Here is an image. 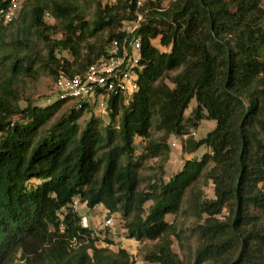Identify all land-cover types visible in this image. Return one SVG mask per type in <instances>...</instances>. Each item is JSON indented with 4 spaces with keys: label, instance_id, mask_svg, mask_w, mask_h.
<instances>
[{
    "label": "trees",
    "instance_id": "trees-1",
    "mask_svg": "<svg viewBox=\"0 0 264 264\" xmlns=\"http://www.w3.org/2000/svg\"><path fill=\"white\" fill-rule=\"evenodd\" d=\"M12 5L0 0V264H134L98 245L77 198L120 213L129 238L153 243L148 262L264 264V0H25L7 19ZM47 14L62 37L43 34L41 54L32 35ZM132 37L137 89L112 96L108 125L81 123L84 101L23 98L29 82L83 75ZM205 119L215 127L196 139ZM173 137L185 154L208 151L165 180ZM157 157L162 174L145 173ZM182 215L195 219L190 234Z\"/></svg>",
    "mask_w": 264,
    "mask_h": 264
},
{
    "label": "rangeland",
    "instance_id": "rangeland-1",
    "mask_svg": "<svg viewBox=\"0 0 264 264\" xmlns=\"http://www.w3.org/2000/svg\"><path fill=\"white\" fill-rule=\"evenodd\" d=\"M25 0H12V7L10 9V12L7 14V19H11L12 17H17L23 7V3ZM143 1V0H141ZM142 19V16H139V20L137 22L133 23H126L124 28L122 30L127 31L128 33L132 34L135 32L136 28L139 26V21ZM44 23L46 26H41L39 31H42L41 36L35 31L32 35V42L36 49L41 54H45L47 52V45L48 40L45 38L44 35H48L52 39H59L62 37V34L60 32V25L58 24L57 20L51 15L47 14L44 17ZM37 30V28L35 29ZM134 37H132L128 44L125 47V51L130 54V56L134 55L135 52L132 48V40ZM58 57H67L68 59L72 60V55L70 52H57ZM22 95L24 99L30 98L33 100L34 104L40 105V106H47L53 101H56L59 96V90L56 87V84H54L53 79L47 75L44 74L39 81L36 82H29L25 88L22 89ZM26 102H22V105L25 106ZM197 104L196 100L192 101V106L194 107ZM66 110V107H63L58 113L57 116L62 114ZM93 116H97L100 119L104 121L106 125H108L111 122V117L109 115V110L106 109L105 112L98 113L96 111V108L91 106L90 112H85L80 121L81 123H86L89 121ZM216 122L213 120L205 119L202 121L199 129H196L192 134L196 139H201L202 137H205L208 132H210L215 127ZM156 136H159V134H156ZM138 143H141V141L138 139ZM171 156L169 162L165 165V180H168L171 178V176L175 175L183 166L185 160L192 159L194 157L201 158L205 152L208 150L205 147L200 148L197 152L194 154H185L182 151L180 141L173 137L171 140ZM143 153V149L141 146L138 149V154ZM164 165L163 160L160 157H157L155 159L149 160L147 162L148 168L145 169V173L147 174H153L156 173L158 175L161 173L160 166ZM205 193L208 198H214V186L213 184H208L205 188ZM76 210L80 213L83 220L82 223L84 226L91 227L97 238H98V245L104 246V243H109V248L116 251L119 248H125L127 249L133 256L134 264H158V263H151L145 260L144 256L148 249L151 248L153 245L152 242L144 241L139 242L135 239H131L127 236V232L124 229V221L122 220V217L120 213H116L112 217L114 218L115 222L113 226H105V221L110 217L104 208L103 205H98L97 207L90 209L87 207L86 204L82 203L78 198L75 201L74 204ZM226 214V213H225ZM221 219H224L223 215L219 216ZM169 221H174V216L168 217ZM176 224L181 228L183 227L188 234L192 232L193 227L195 226V219L185 217L184 215L179 216L176 218ZM173 249L179 253L182 254L181 249L179 247V244L177 240L173 239Z\"/></svg>",
    "mask_w": 264,
    "mask_h": 264
},
{
    "label": "built area",
    "instance_id": "built-area-1",
    "mask_svg": "<svg viewBox=\"0 0 264 264\" xmlns=\"http://www.w3.org/2000/svg\"><path fill=\"white\" fill-rule=\"evenodd\" d=\"M162 1L164 5H167L173 0ZM131 44L135 52L132 56L125 51L127 44L123 45L121 52L117 42H114L108 58L91 65L83 75L60 76L56 82L60 97L87 102L95 107L98 113L108 109L109 101L115 94H124L127 99H130L137 89V75L134 68L138 66L140 57V38L132 40ZM114 222V218L109 217L105 221V226H113ZM93 236L97 237L95 232ZM109 245L104 243L103 247H109Z\"/></svg>",
    "mask_w": 264,
    "mask_h": 264
}]
</instances>
